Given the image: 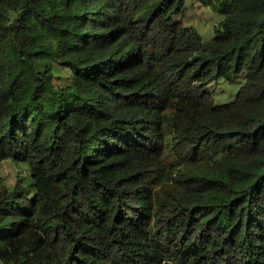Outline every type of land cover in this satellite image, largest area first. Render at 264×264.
Returning <instances> with one entry per match:
<instances>
[{
  "label": "trees",
  "instance_id": "16d2710c",
  "mask_svg": "<svg viewBox=\"0 0 264 264\" xmlns=\"http://www.w3.org/2000/svg\"><path fill=\"white\" fill-rule=\"evenodd\" d=\"M196 1L0 0V264H264V0Z\"/></svg>",
  "mask_w": 264,
  "mask_h": 264
},
{
  "label": "rangeland",
  "instance_id": "374dc122",
  "mask_svg": "<svg viewBox=\"0 0 264 264\" xmlns=\"http://www.w3.org/2000/svg\"><path fill=\"white\" fill-rule=\"evenodd\" d=\"M185 20L189 25H194L202 34L204 41L212 40L217 35L219 24L225 16L220 11L209 5H202L196 0H187ZM246 78L235 76L233 80L221 78L209 86L217 103H227L235 100L240 87ZM30 171L26 164H15L12 160H4L0 163V177L10 188L16 183L19 176H26L29 180Z\"/></svg>",
  "mask_w": 264,
  "mask_h": 264
}]
</instances>
